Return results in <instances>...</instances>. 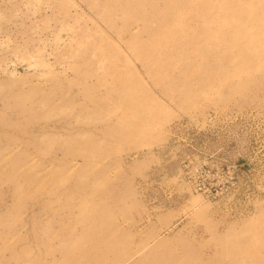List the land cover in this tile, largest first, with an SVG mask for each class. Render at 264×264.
Segmentation results:
<instances>
[{
  "label": "rangeland",
  "instance_id": "1",
  "mask_svg": "<svg viewBox=\"0 0 264 264\" xmlns=\"http://www.w3.org/2000/svg\"><path fill=\"white\" fill-rule=\"evenodd\" d=\"M0 264H264V0H0Z\"/></svg>",
  "mask_w": 264,
  "mask_h": 264
}]
</instances>
